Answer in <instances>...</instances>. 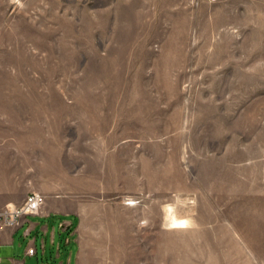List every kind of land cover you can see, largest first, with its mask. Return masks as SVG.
I'll list each match as a JSON object with an SVG mask.
<instances>
[{"label": "rangeland", "instance_id": "obj_1", "mask_svg": "<svg viewBox=\"0 0 264 264\" xmlns=\"http://www.w3.org/2000/svg\"><path fill=\"white\" fill-rule=\"evenodd\" d=\"M8 167L77 264H264V0H0Z\"/></svg>", "mask_w": 264, "mask_h": 264}, {"label": "crops", "instance_id": "obj_2", "mask_svg": "<svg viewBox=\"0 0 264 264\" xmlns=\"http://www.w3.org/2000/svg\"><path fill=\"white\" fill-rule=\"evenodd\" d=\"M20 164L25 166L24 162ZM19 166L22 167L18 165V168ZM8 169L9 167L0 171V209L5 205L18 206L29 193L46 190L32 180L23 178L22 173H17L19 177L14 182L11 173H9L12 169ZM19 170L21 169L19 168ZM13 174L14 172H12ZM66 209L67 201L64 197L45 196V203L37 215L25 217L17 228L2 227L0 229V252L2 247L8 251L4 256L5 263L0 256L2 264H33L34 261L38 264L39 259L45 256L47 249L45 238L47 239L48 236L51 239L48 258L50 264H77V216L74 212H67ZM57 229H59L60 236L64 232L68 233L64 239V246L63 242H60L58 247L54 246ZM30 248L35 251L33 255L27 254Z\"/></svg>", "mask_w": 264, "mask_h": 264}, {"label": "built area", "instance_id": "obj_3", "mask_svg": "<svg viewBox=\"0 0 264 264\" xmlns=\"http://www.w3.org/2000/svg\"><path fill=\"white\" fill-rule=\"evenodd\" d=\"M44 202V196L39 193H32L27 196L20 207L6 206L0 211V228H17L21 225L22 219L27 216L36 215ZM34 249L27 251L28 255L34 254ZM0 264L2 262L0 261Z\"/></svg>", "mask_w": 264, "mask_h": 264}, {"label": "bare ground", "instance_id": "obj_4", "mask_svg": "<svg viewBox=\"0 0 264 264\" xmlns=\"http://www.w3.org/2000/svg\"><path fill=\"white\" fill-rule=\"evenodd\" d=\"M6 163V162H5ZM4 169V168H0V171ZM168 224L172 227V228H185L188 225V220L186 219H181V218H176L174 215H172V213H170L169 217H168Z\"/></svg>", "mask_w": 264, "mask_h": 264}]
</instances>
